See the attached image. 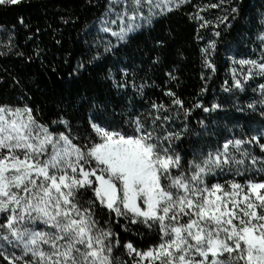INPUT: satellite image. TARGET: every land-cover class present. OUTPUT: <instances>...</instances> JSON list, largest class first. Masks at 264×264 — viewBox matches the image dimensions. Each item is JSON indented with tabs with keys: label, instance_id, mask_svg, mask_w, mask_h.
<instances>
[{
	"label": "snow or ice",
	"instance_id": "obj_1",
	"mask_svg": "<svg viewBox=\"0 0 264 264\" xmlns=\"http://www.w3.org/2000/svg\"><path fill=\"white\" fill-rule=\"evenodd\" d=\"M24 2L0 0V9ZM189 3L87 0L97 14L77 33L79 58L67 78L99 70L108 89L105 98H82L86 114L65 107L63 96L41 106L21 78L8 85L0 76V264H264V82L256 83L264 81V0L249 20L252 51L228 57L231 82L221 86L232 96L249 88L257 95L233 105L248 114L245 123L223 126L212 119L223 103L186 107L171 84L179 67L165 63L174 36L156 25ZM193 7L187 15L198 24L197 40H205L201 29L213 37L200 49L204 93L222 33L242 18L244 4ZM213 9L222 14L206 18ZM78 20L61 17L65 25ZM19 24L29 27L23 17ZM0 29L11 33L0 52L6 56L15 25ZM138 36L144 48L132 47ZM14 54L32 61L43 52ZM165 67L166 87L156 85L153 76ZM155 87L168 102L148 96Z\"/></svg>",
	"mask_w": 264,
	"mask_h": 264
},
{
	"label": "trees",
	"instance_id": "obj_2",
	"mask_svg": "<svg viewBox=\"0 0 264 264\" xmlns=\"http://www.w3.org/2000/svg\"><path fill=\"white\" fill-rule=\"evenodd\" d=\"M208 2H216V0H190V3L184 6L182 11L173 13L167 20L156 25L157 32H166L169 29L173 32L174 40L170 44L165 63L166 65L175 63L179 67V81H173L171 84L177 95L185 100L186 107L198 100H202L205 106L210 105L213 101L221 102L224 105V110L220 112L219 116L213 114L212 119L220 121L221 126L236 120L243 124L248 114L237 112L233 105L244 106L257 94L249 88L246 93L232 96L223 92L221 86L225 80L231 82V60L228 57L236 55L237 52L251 53L253 49L251 41L255 38V33L250 31L252 25L249 20L255 10L253 6L259 8L260 0H243L242 18L234 23L231 30L222 33L221 42L218 44V53L214 60L217 71L207 81V91L201 93V88L205 87L201 73L208 75V71L203 68L200 49L204 47L207 39L213 38L212 31L211 29H201L199 34L205 37V40L198 41L196 38L198 24L189 19L187 13L195 11L193 5ZM96 14L95 9L87 6V0H25L20 6L0 9V25L6 29H13L15 25L12 37L15 48L13 53L0 56V76L7 78L8 85L11 84V76L21 78L36 91L35 102L41 106L52 108L55 103H60V98L63 96L65 107H69L70 110L78 108L80 113L86 114L90 105L82 98L94 96L105 98L108 84L100 79L99 70L94 71L89 68L78 80L73 82H68L67 72L79 58L78 31ZM221 14L220 10L213 9L205 15L206 18L211 19L213 16ZM70 16L73 18L78 16V22L68 25L61 22V17L68 19ZM21 17L29 25L28 28L19 24ZM37 28L40 29V32L36 38L29 39ZM10 34V32L0 29V52L6 51L2 45L7 43ZM56 41H60V44H57ZM137 45L145 47L144 36H138L133 41L132 47L135 48ZM37 47L42 50L43 55L32 61L22 59L14 54L18 50L23 51L26 56L33 55ZM226 48L230 50L226 52ZM239 58L240 56H237V59ZM65 60H68L70 64H66ZM167 70L165 67L163 71L154 74L153 79L156 85L166 87L164 81L167 78L164 72ZM259 82L264 81L256 78V83ZM177 83L179 84L178 88L176 87ZM8 85H4V87ZM252 86L255 87V84ZM148 96L168 102L162 94L161 87H155L148 91ZM200 116L201 110H195L192 116L193 122ZM133 242H136L135 238H133ZM136 246L140 247L139 244ZM117 255L122 259H127L123 254V249Z\"/></svg>",
	"mask_w": 264,
	"mask_h": 264
}]
</instances>
